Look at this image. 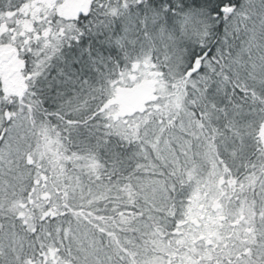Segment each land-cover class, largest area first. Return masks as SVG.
Here are the masks:
<instances>
[{
	"label": "snow or ice",
	"instance_id": "obj_1",
	"mask_svg": "<svg viewBox=\"0 0 264 264\" xmlns=\"http://www.w3.org/2000/svg\"><path fill=\"white\" fill-rule=\"evenodd\" d=\"M0 264H264V0H0Z\"/></svg>",
	"mask_w": 264,
	"mask_h": 264
}]
</instances>
